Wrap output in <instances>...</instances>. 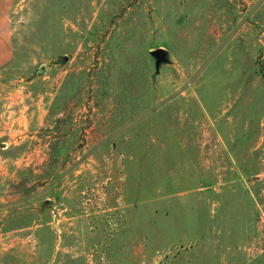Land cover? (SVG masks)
Wrapping results in <instances>:
<instances>
[{"label":"rangeland","instance_id":"obj_1","mask_svg":"<svg viewBox=\"0 0 264 264\" xmlns=\"http://www.w3.org/2000/svg\"><path fill=\"white\" fill-rule=\"evenodd\" d=\"M11 27L0 264H264V0H18Z\"/></svg>","mask_w":264,"mask_h":264},{"label":"crops","instance_id":"obj_2","mask_svg":"<svg viewBox=\"0 0 264 264\" xmlns=\"http://www.w3.org/2000/svg\"><path fill=\"white\" fill-rule=\"evenodd\" d=\"M17 1L0 0V70L9 64L13 57L11 16Z\"/></svg>","mask_w":264,"mask_h":264},{"label":"water","instance_id":"obj_3","mask_svg":"<svg viewBox=\"0 0 264 264\" xmlns=\"http://www.w3.org/2000/svg\"><path fill=\"white\" fill-rule=\"evenodd\" d=\"M151 56L154 57L156 59L155 61V68L158 69L159 64L164 62L166 60V51L158 48L152 52H150ZM264 64V61H263Z\"/></svg>","mask_w":264,"mask_h":264}]
</instances>
